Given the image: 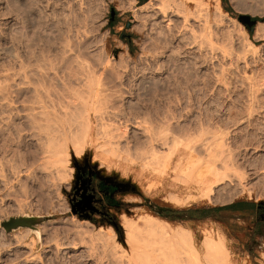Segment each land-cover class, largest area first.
I'll use <instances>...</instances> for the list:
<instances>
[{
    "label": "rangeland",
    "instance_id": "obj_1",
    "mask_svg": "<svg viewBox=\"0 0 264 264\" xmlns=\"http://www.w3.org/2000/svg\"><path fill=\"white\" fill-rule=\"evenodd\" d=\"M137 1L0 0V171L3 170L0 172V264H123V249H111V242L116 241L126 252L130 249L134 256L133 247L125 243L123 217L136 218L140 213L167 224L169 235L172 228L179 227L193 234L197 261V257L185 250L186 254L181 255L183 260L154 255L155 264H220L219 259L217 262V258L205 252L204 240L208 236L224 240L230 252V264L264 263V91L255 98L246 92L248 83H264V41L255 35L258 22L250 37L242 33L246 31L243 23L227 13L224 30L228 33L230 29L234 39L224 37L220 41L223 44L213 46L221 47L220 50L211 49L213 53L208 47L207 50L190 48L192 34H188L187 41L181 40L184 33L180 17L171 15V22L164 21L161 15H155L154 9L145 10L149 0L142 5ZM220 3L235 15L264 16V0H226L225 3L220 0ZM110 6L128 19L127 30L118 27L108 30ZM170 25L175 26L174 30H169ZM160 28L165 36L158 38ZM169 31L180 34L166 36ZM121 32L132 35L130 46L121 39ZM154 37L162 40L157 41L161 44ZM201 39L202 35L198 41ZM225 42H230L233 48ZM247 42L254 45L252 52L245 46ZM244 46L251 53L243 55L247 51ZM237 54L247 60H240ZM212 55L216 57L212 59ZM63 57L71 61L67 63ZM57 68L59 80L45 79L43 71L53 74ZM88 71L97 73L94 77H98L97 81L101 79L99 86L105 90L103 104L108 113L106 116L104 113V121L99 119L104 124L97 122L96 117L95 124L100 123L96 128L99 135L106 129L114 135L112 140L116 142L108 144L112 151L99 148L102 141L101 144L89 142L79 153L70 151L65 170L55 171L54 167L47 170L41 166L32 171L40 161L41 152L36 140L39 128L31 125L29 113H36L39 118V113L44 111L53 113L54 105L56 113L80 111L73 109L78 102L73 96L84 89ZM189 135L194 138L198 135L199 140L195 141L205 142L212 153L232 152L235 159L229 161L233 162L229 166L234 164L238 169L235 173L246 174L243 181L234 179L237 173L231 175H236L234 178L227 176L228 181L213 186L208 201L198 193L197 184L191 183L190 189L189 184L174 180L173 169L180 162L179 155L170 163L171 176L165 180L161 174L163 167L152 165L159 174L147 164L153 150L160 154L172 138L188 140ZM180 147L185 150L183 156H188L184 145ZM200 149L196 154H203L201 157L211 152ZM229 168L225 169L230 173L235 169ZM89 177L95 186L96 207L74 212L71 196L81 180L85 182ZM188 194L192 195L191 200H186ZM170 195H180L184 203L166 200ZM227 209L234 213L221 212ZM21 218L28 223L6 228L5 221ZM214 221L225 224L231 231L225 233ZM236 221L244 225L231 228L230 223ZM138 222L144 225L143 221ZM79 226L88 228L89 232L79 234ZM109 227L117 234L108 239L110 248L95 236V231L107 232ZM131 264L148 262L131 256Z\"/></svg>",
    "mask_w": 264,
    "mask_h": 264
},
{
    "label": "bare ground",
    "instance_id": "obj_2",
    "mask_svg": "<svg viewBox=\"0 0 264 264\" xmlns=\"http://www.w3.org/2000/svg\"><path fill=\"white\" fill-rule=\"evenodd\" d=\"M148 9V10H152L154 9V13L155 15H161V17L163 18L162 20L164 21H170L171 22V15H176L177 18L180 17L181 20L183 21V24H182V31L184 34H182V38L181 40H188L189 39L190 41V44L189 45H192L190 46L191 47H196L197 50L200 49L202 50L203 48H206L208 47V49H216V52L218 50H220L221 47H214L213 46H218V44L222 43L220 42L221 40L226 39V36H228V40L231 38L230 36L233 35V32L230 31V29H227L229 30L228 33L225 31L226 28L224 27V23H225V19L226 17L228 16L227 12L221 7V3H220V0H158V3L155 2V0H149V2L147 3V5L145 6ZM150 10V11H151ZM215 12V14H213ZM153 13V15H154ZM214 15V16H213ZM154 19H156L155 16H153ZM158 18V17H157ZM160 18V17H159ZM179 18V19H180ZM229 18V17H227ZM174 19V18H173ZM161 20V19H160ZM232 20V19H231ZM234 20V19H233ZM174 21V20H173ZM172 21V23H173ZM229 21V20H228ZM236 21V20H235ZM160 22V21H158ZM162 22V21H161ZM160 22V23H161ZM181 22V21H180ZM165 23V22H164ZM182 23V22H181ZM192 23V24H191ZM236 23V22H235ZM234 23V24H235ZM157 24V22H156ZM238 24V23H236ZM155 25V24H154ZM161 25V24H160ZM167 25V23L165 24ZM169 25V23H168ZM240 25V24H239ZM155 27V26H154ZM175 27V26H174ZM173 26L169 27V30H174ZM237 27V26H235ZM156 28H157V25H156ZM155 28V30H156ZM159 28V26H158ZM161 28H163L161 26ZM161 28L159 31H157V37L158 36H163L164 34H161ZM167 28V27H166ZM171 28V29H170ZM225 28V30H224ZM239 28V26L237 27V29ZM154 29V28H153ZM165 29V27H164ZM196 29V30H195ZM232 29V28H231ZM240 29H241V26H240ZM243 29V28H242ZM168 30V29H166ZM179 31V30H178ZM181 31V30H180ZM234 31V30H233ZM238 31H240L238 29ZM242 31V30H241ZM237 32V31H236ZM163 33V32H162ZM164 33H165V30H164ZM172 31L169 33L167 32L166 33V36L167 34H170V35H174L175 34H180L179 32L171 34ZM238 33V32H237ZM240 33V32H239ZM242 33H245L244 35H248L246 34V31L245 32H242ZM192 34L191 36L192 37H189V35ZM235 34V32H234ZM167 38H169V36ZM188 35V36H187ZM201 35H202V39L200 41H198V37L199 39L201 38ZM256 38H260V39H263L264 41V22H258V25L256 27ZM254 35V36H255ZM155 36V35H154ZM165 36V35H164ZM176 36V35H175ZM181 36V35H179ZM178 36V37H179ZM157 37H154L155 39ZM173 37L171 39H173ZM177 37V36H176ZM175 37V38H176ZM189 37V38H187ZM230 37V38H229ZM236 37V36H235ZM160 38V37H158ZM163 38V37H162ZM166 38V39H167ZM174 38V39H175ZM186 38V39H184ZM257 38V39H258ZM164 39V38H163ZM165 39V41H167ZM173 39V40H174ZM177 39V38H176ZM232 39L233 36H232ZM159 40V39H158ZM156 39V42L158 41ZM227 40V41H228ZM231 40V39H230ZM159 41H162V40H159ZM176 41V40H175ZM226 41V40H225ZM232 41V40H231ZM235 41V40H233ZM251 41V39H250ZM219 42V43H217ZM155 43V42H154ZM157 43H160V42H157ZM165 43H168L169 42H165ZM189 43V42H188ZM217 43V44H216ZM226 43V42H225ZM235 44V42H233ZM231 42V44H233ZM161 44V43H160ZM171 44V42H170ZM184 44V43H183ZM223 44V43H222ZM226 44H229V46H232L233 48V45H230V42L229 43H226ZM224 44V45H226ZM187 45V44H186ZM253 44L251 42H247L245 46H249L250 48V51H251V46ZM262 45V44H261ZM260 45V46H261ZM75 46V45H74ZM167 46V45H166ZM169 46V45H168ZM185 46V45H184ZM221 46V45H220ZM223 46V45H222ZM245 46H244V49H245ZM259 45H257L258 47ZM259 46V47H260ZM157 47V46H156ZM224 47V46H223ZM254 48V45L252 46ZM167 48V47H166ZM179 48V47H178ZM169 49V47H168ZM248 48H246L245 50H247ZM75 50V49H74ZM166 50V49H164ZM177 50V49H176ZM199 50V52H200ZM207 50V48L205 49ZM211 50V51H212ZM229 50V49H227ZM171 51V50H169ZM168 53H171L169 52ZM181 51V50H179ZM191 51V50H190ZM194 51V50H193ZM244 52V50H242ZM250 51H246V53H244L243 55L245 54H249L253 51L250 52ZM155 52V51H154ZM161 52V51H160ZM163 52V51H162ZM198 52V51H197ZM198 52V53H199ZM205 52V51H204ZM207 52V51H206ZM205 52V53H206ZM213 52V51H212ZM211 52V54H212ZM69 53V52H68ZM159 53V52H158ZM204 53V54H205ZM214 53V52H213ZM156 54V53H155ZM164 54V53H163ZM177 54V53H176ZM201 54V52L199 53V55ZM241 54V53H240ZM77 55V54H76ZM157 55V54H156ZM172 55V54H171ZM170 55V56H171ZM202 55H203V52H202ZM208 55V54H207ZM207 55L205 57H207ZM215 55V54H214ZM214 55H212V59L215 58L213 57ZM251 55V54H250ZM45 56V55H44ZM63 56H66L65 54ZM161 56V55H160ZM167 56V55H166ZM249 56V55H248ZM71 57V56H70ZM74 57V55H73ZM78 57V56H77ZM76 57V58H77ZM202 57V56H201ZM209 57V56H208ZM209 57V58H211ZM237 57L241 60V59H246L247 57L245 56H240L237 54ZM65 57H63L64 59ZM72 58V57H71ZM79 58V57H78ZM161 58V57H160ZM255 58V56H254ZM67 60V57L65 58ZM70 59V58H69ZM68 59V60H69ZM65 61V62H70L71 59L69 61ZM106 60V59H105ZM247 60V59H246ZM147 61V60H146ZM211 61V60H210ZM239 61V60H238ZM252 61V60H251ZM47 62V61H46ZM78 62H80L78 60ZM83 62V61H82ZM67 63L65 65V63L63 64L64 67L67 66ZM86 63V62H85ZM51 64V63H50ZM82 64V63H80ZM83 65V64H82ZM85 65V64H84ZM110 65V64H109ZM53 66V65H52ZM51 67V66H50ZM54 67V66H53ZM57 67V66H56ZM70 67V66H69ZM83 67V66H82ZM81 65H80V69L82 68ZM85 67V66H84ZM90 67V66H88ZM62 68V67H61ZM60 68V69H61ZM67 68V67H65ZM100 68V67H99ZM126 68V67H125ZM39 69V68H38ZM43 69V68H42ZM48 69V67H47ZM45 69V70H47ZM92 68H90L91 70ZM98 69V68H97ZM25 70V69H24ZM49 70V69H48ZM47 70V71H48ZM62 70V69H61ZM89 70V68H88ZM93 70V69H92ZM91 70V71H92ZM95 70V69H94ZM107 70V69H106ZM45 72L43 71L42 74L44 75L45 79L46 77H50L52 79H58L59 78L57 77V74L58 72L60 71L59 68H57L53 74H51L50 72ZM85 71V68L84 70ZM66 72V71H65ZM94 72V71H93ZM92 73V72H91ZM89 71L87 72L86 77H83L84 79L86 78L85 80V86H84V89H79V90H82L81 93H78V92H73V95L75 93V96H73L75 98V100H78V102L75 104L74 100H73V104H75L76 106L73 108V109H80V113H77V111L75 113L70 112V113H56V108H55V105L52 106V110H54L53 113H39V118L36 117L37 114L36 113H29V117H30V121H31V125L33 127H35L36 129H38V137H36V140H37V144H38V147L40 149V152H41V156L39 158V162H37V165H36V168L32 171H36V169L38 170V167H41L43 169H47V167H54L55 171H60V170H65L67 167H65V165L67 164L68 162V159L70 157V154H71V150L74 151V153H79L82 151V149L85 147L86 144H88L89 142L90 143H97L99 141V143L101 144L103 142V144L99 147H107L105 151L108 152V150H110V145L112 144L113 145V141L112 138H115L114 135L112 134L111 131H108L107 129L105 130V128L103 130H105L104 132L102 131L101 135H99L100 131L98 132L96 130L97 127L100 126V123L102 124V122L105 120L102 119V117L104 118V113H105V106L103 104V100L104 99V92L105 90H103V88H101L99 86L101 79L99 81H97L96 78L94 77V75L96 76V74L98 73V70H97V73L94 74L92 73L91 74ZM51 74V75H50ZM26 75V74H25ZM46 75V76H45ZM5 76V75H4ZM42 76V75H41ZM59 76V75H58ZM98 76V75H97ZM101 76V75H100ZM82 78V79H83ZM68 79V78H67ZM84 82V81H83ZM32 83V82H31ZM27 84V83H26ZM103 84V83H102ZM248 85V88H247V93L249 95V97L251 98H255V97H258L259 94H262V92L264 91V83H258V82H250L247 84ZM81 86V85H80ZM41 88V87H40ZM67 88V87H66ZM71 90V89H70ZM107 90V89H106ZM32 91V90H31ZM72 91V90H71ZM62 92V91H61ZM80 92V91H79ZM103 93V94H102ZM264 93V92H263ZM72 94V93H71ZM107 94V93H106ZM247 95V96H248ZM71 96V95H70ZM106 97V96H105ZM248 97V98H249ZM72 98V97H71ZM41 99V98H40ZM43 99V98H42ZM69 99V98H68ZM115 100V99H114ZM250 100V99H249ZM253 100V99H252ZM257 100V99H256ZM109 101V100H108ZM105 102V101H104ZM107 102V101H106ZM67 103V102H66ZM69 104V103H68ZM47 105V104H46ZM44 105V106H46ZM53 105V104H52ZM72 105V104H71ZM37 107V106H36ZM48 107V106H46ZM45 107V108H46ZM60 107V106H59ZM107 107V106H106ZM214 107V106H213ZM50 108V107H49ZM68 108V107H67ZM66 108V110H68ZM70 108V107H69ZM72 108V107H71ZM109 108V107H108ZM48 109V108H46ZM58 109V108H57ZM252 109V108H251ZM72 110V109H71ZM250 110V109H249ZM40 111V110H39ZM47 111V110H46ZM50 111V110H49ZM64 111V110H63ZM70 111V110H69ZM75 111V110H74ZM108 113V112H107ZM105 113V116L106 114ZM27 115V114H26ZM41 116V117H40ZM111 116V115H110ZM251 116V115H250ZM253 116V115H252ZM95 117L98 118L97 122L100 121L99 119L101 118L103 121H100L99 123V126H96V122H95ZM168 117V116H167ZM38 118V119H37ZM222 118V117H221ZM244 119V118H242ZM246 119V118H245ZM29 120V119H28ZM241 120V119H240ZM238 121V120H237ZM96 123V124H95ZM136 123V122H135ZM169 123V122H168ZM104 124V122H103ZM111 125V124H110ZM105 126V125H104ZM121 126V125H120ZM161 126V125H159ZM163 126V125H162ZM170 126V125H169ZM32 127V128H33ZM108 127V126H107ZM110 128V127H109ZM118 128V127H117ZM143 128V127H142ZM168 128V127H167ZM171 128V126H170ZM169 129V128H168ZM172 129V128H171ZM169 129V130H171ZM200 129V128H199ZM244 129V128H243ZM34 130V129H32ZM110 130V129H109ZM115 130V129H114ZM188 130V129H187ZM36 131V130H34ZM168 131V130H167ZM115 132V131H114ZM163 132V130H162ZM166 132V130H165ZM195 132V131H194ZM202 132V130H201ZM200 132V133H201ZM116 133V132H115ZM34 135V134H33ZM23 136V135H21ZM27 136V134H26ZM30 136V134H29ZM35 136V135H34ZM33 136V137H34ZM196 136V135H195ZM198 136V135H197ZM195 137L194 138V135H189L188 137V140H184L183 138L180 139V138H172V142L170 145L167 146V149L164 150V151H161L160 154H157V151L153 150L152 153H151V160L150 162L147 161V164L149 166L152 167V165H154L155 167H163L164 168V171H161L162 173V176H163V179H167L168 176L170 175L171 176V171L169 168H171L172 166L170 165V163L172 164V162L175 160L174 158L179 155V161L180 162H176L177 165L176 167L173 169V172H174V180L176 179V181H179L180 183H185V184H189V188H190V184L193 183V184H197L195 186H198V190L201 195V197L205 198V199H208L209 201V198L211 196V194H213V186L217 183H222L224 181H226L227 179V176L231 177V175L233 174H236L238 176V173L239 172H236V167H233V165H231V167L235 168H231L229 165V163H233V162H229V161H234L235 158H233L231 155V153H227V154H224V153H221L218 154L217 153H212V151L210 150L209 146H207V144L205 142H196L198 141L197 138L198 137ZM201 136V135H200ZM247 138V137H246ZM254 138V137H253ZM153 140V139H152ZM196 140V141H195ZM102 141V142H100ZM116 141H114L115 143ZM118 142V141H117ZM164 143H166V141H164ZM198 143V145L196 144ZM208 143V142H207ZM220 143V142H219ZM110 144V145H108ZM163 144V143H162ZM249 144V143H248ZM99 145V144H98ZM118 145V144H117ZM117 145L115 147H117ZM140 145V144H139ZM184 145V147L186 148L187 150V153H188V156H183V153L185 150L182 151L181 147ZM218 145V144H217ZM109 146V147H108ZM200 146V147H199ZM245 146V145H244ZM252 146V145H251ZM95 147V146H94ZM97 147V146H96ZM112 147V146H111ZM114 147V146H113ZM203 148L204 150H209L211 152H208L209 154L205 155V157H201L202 155H198L196 154V152H198V148L199 150H201L200 148ZM216 147V146H215ZM220 147V146H219ZM164 148V146H163ZM223 148V147H222ZM102 149V148H101ZM105 149V148H104ZM202 149V150H203ZM103 150V149H102ZM144 150V149H143ZM159 150V149H158ZM112 150H110L111 152ZM216 151V150H215ZM221 151V149H220ZM225 151V150H224ZM223 151V152H224ZM241 151V150H240ZM160 152V151H159ZM158 152V153H159ZM200 152V151H199ZM198 152V153H199ZM202 152V151H201ZM84 153V152H83ZM109 153V152H108ZM212 153V154H211ZM111 154V153H110ZM128 154V153H127ZM126 154V155H127ZM146 155V154H145ZM248 155V154H247ZM24 157V156H23ZM126 158V157H125ZM129 158V157H128ZM238 158V157H237ZM237 160V159H236ZM217 161L219 162V165L217 163ZM5 162V161H4ZM238 162V161H237ZM2 163V162H0ZM244 162H241L240 164H242ZM9 164V163H8ZM12 164V163H11ZM102 164V163H101ZM240 164L237 163L238 165V168L240 166ZM245 164V163H244ZM141 165V164H140ZM226 167H225V166ZM236 165V164H235ZM5 166V165H4ZM3 166V167H4ZM30 166V165H29ZM153 166V167H154ZM223 166V168H222ZM72 167V166H71ZM152 167V168H153ZM231 169H230V168ZM2 168V167H1ZM49 168V169H50ZM173 168V167H172ZM225 168H229L231 171V173L234 171V173H230V171H226ZM3 169V168H2ZM13 169V168H12ZM52 169V168H51ZM69 169V168H68ZM71 169V168H70ZM155 171L156 168H153ZM152 169V170H153ZM225 169V170H223ZM15 170V169H14ZM12 170V171H14ZM48 170V169H47ZM153 170V171H154ZM162 170V169H160ZM172 170V169H171ZM226 171V174L223 172V171ZM238 170V169H237ZM244 171V170H243ZM242 171V172H243ZM0 172H3V170H1ZM53 172V171H52ZM158 172V171H157ZM230 175H227L228 173ZM241 172V173H242ZM16 173V172H15ZM28 173V172H27ZM57 173H60V172H57ZM159 173V172H158ZM5 174V172L3 173ZM160 174V173H159ZM240 174V173H239ZM234 175V176H236ZM246 175V174H245ZM244 173L243 174H240L237 178V176L234 178V176H232L235 180L237 179L241 181V179H243L245 177ZM4 176V175H3ZM2 176V177H3ZM161 177V176H160ZM229 180H234V179H231L229 178ZM249 178V177H248ZM173 179V178H172ZM171 180V179H169ZM246 180V179H245ZM5 181V180H4ZM228 181V180H227ZM169 182V181H168ZM178 182V183H179ZM239 182V181H238ZM229 183V182H228ZM170 184V183H169ZM171 184L175 185V182H173V180H171ZM184 184V185H185ZM233 185V184H232ZM186 186V185H185ZM238 186V185H237ZM236 186V187H237ZM192 187V186H191ZM215 187V186H214ZM240 187L242 188L243 185ZM246 186H244L245 188ZM194 188V186H193ZM230 188V187H229ZM192 189V188H190ZM195 189V188H194ZM247 189V188H246ZM242 190V189H241ZM187 191V190H186ZM244 191V190H242ZM249 191V190H248ZM192 192V190H191ZM250 193V192H249ZM190 194H193V193H190ZM190 194H188L189 196L186 197V200L187 198H189L191 200V196ZM199 195V197H200ZM187 196V195H186ZM198 196V195H197ZM191 197V198H190ZM194 198V196H193ZM129 199V198H127ZM166 200H169L170 202H173V203H184V198L181 197L180 195H170L168 197L165 198ZM211 199V198H210ZM195 200V198L193 199ZM124 214V213H123ZM124 216V215H123ZM122 216V217H123ZM154 216L151 217V215L147 214V213H140L138 214V216L135 218H129V217H126L124 216L123 217V222H124V225H125V234H126V242L128 246H132L133 247V250H132V253H134V256L133 254L130 253V249L129 250V254L125 251L127 250L126 248L122 247L121 245H118L116 243V241L114 242H111V249H117V247H121L120 250L123 249L124 251V258L122 259V262L123 264H131V256L132 257H135L136 260H142V261H145V262H148V264H155L154 262V255H157V257H165L168 258V259H177V260H180L183 256V253L185 252V250L187 252H190L191 255H193L194 257H197L196 258V261L198 259V252L196 250V247H195V244H194V238H193V234L190 233V232H185L184 230H182V228H172V234L169 235V232L168 231V227L167 224L166 226L161 224V221L160 223L157 222L159 221L157 219L156 221V218H153ZM140 221H143L144 222V225L141 223V222H138L139 220ZM74 223V222H73ZM88 223V222H87ZM70 227V226H69ZM73 227V226H72ZM74 228V227H73ZM79 228H81L79 226ZM31 230V228H29ZM28 229V230H29ZM70 229V228H69ZM68 229V230H69ZM72 229V228H71ZM109 230L106 232H104L102 229H99L97 230V232L95 231V236L98 238V240L100 239L101 243L104 244V245H108V239L110 238H113L114 235L116 233H114L113 229L112 228H108ZM27 230V229H26ZM33 230V229H32ZM73 230V229H72ZM71 230V231H72ZM77 230V229H76ZM80 230L79 234L80 233H86V231H88V228H81V229H78ZM78 230H77V233H78ZM92 230V229H91ZM90 230V233H92ZM34 231V230H33ZM35 232V231H34ZM76 232V231H75ZM89 232V231H88ZM87 232V234H88ZM29 233V232H28ZM36 233V232H35ZM89 233V234H90ZM94 233V232H93ZM85 235V234H84ZM91 235V234H90ZM117 235V234H116ZM39 236V234H38ZM83 236V235H82ZM214 236V235H213ZM15 237V236H14ZM92 237V235H91ZM18 238V237H17ZM32 240L31 242L34 244L35 242V239L34 237L32 236L31 237ZM96 238V239H97ZM83 239V238H82ZM224 239V238H223ZM85 240V239H84ZM91 240V239H90ZM94 240V239H93ZM83 241V240H82ZM89 241V240H88ZM204 247L207 249L205 250V252L207 251L209 253V256H213V258H217V262H218V259L220 260L219 263L220 264H230V252L227 250L226 248V245H225V242L224 240H214L212 237L208 236L206 237V239L204 240ZM74 242V241H73ZM84 242V241H83ZM51 243V242H50ZM31 246V245H30ZM32 247V246H31ZM30 247V248H31ZM109 247V245H108ZM110 248V247H109ZM118 250V249H117ZM110 251V250H109ZM114 251V252H115ZM111 252V251H110ZM126 252V253H125ZM207 253V254H208ZM123 254V252H122ZM186 254V252H185ZM182 255V256H181ZM206 255V254H205ZM263 255V254H262ZM190 256V255H189ZM181 257V258H180ZM207 257V256H206ZM208 258V257H207ZM212 258V259H213ZM214 258V259H215ZM185 259V258H184ZM195 259V258H194ZM183 260V258H182ZM207 260V259H206ZM210 260V259H209ZM208 262V261H207ZM198 264V263H197ZM200 264V262H199ZM206 264V263H204ZM208 264V263H207Z\"/></svg>",
    "mask_w": 264,
    "mask_h": 264
},
{
    "label": "flooded vegetation",
    "instance_id": "obj_3",
    "mask_svg": "<svg viewBox=\"0 0 264 264\" xmlns=\"http://www.w3.org/2000/svg\"><path fill=\"white\" fill-rule=\"evenodd\" d=\"M252 19V17H251ZM84 172H82L81 177H83ZM80 179H78V182ZM95 199H97L95 186L93 183V180L91 177H89L87 180L82 179L80 186L77 188V190H74L73 195L71 196V205L73 209L75 210H81V209H91L95 208Z\"/></svg>",
    "mask_w": 264,
    "mask_h": 264
},
{
    "label": "trees",
    "instance_id": "obj_4",
    "mask_svg": "<svg viewBox=\"0 0 264 264\" xmlns=\"http://www.w3.org/2000/svg\"><path fill=\"white\" fill-rule=\"evenodd\" d=\"M146 1H147V0H138L137 2H138V5H142V4H144ZM222 2L225 3L226 0H222ZM222 7H223V9H224L227 13H229V15H230L231 17H237V15H235V14L231 11V9H230L229 7H227L226 5H223ZM111 8H114V7H113V6H110V9H111ZM114 9H115V8H114ZM118 13H119V12H118L117 10H115V13H114V16H113L112 19H111L110 14H109V17H108V23H107L108 27L114 26V25L116 24V21H117L116 19H117V17H118ZM252 19H254L256 22H255V24L252 25L251 27H248L247 25L243 24L244 27H245V29H246V31L248 32V34H249L250 37H251L252 34H253L254 27H255L256 23H257V22H264V16H262V17L254 16V17H252ZM126 27L129 28V27H130V24L127 23ZM121 34H123V32H121ZM120 36H121V35H120ZM131 38H132V35H131V34H125L123 37H121L122 40H125L126 42L129 43V46H130L131 43H132V42H131ZM130 51H132V49H130ZM70 203H71V201H70ZM72 209H73V208H72ZM73 211L79 213V210H75V209H73ZM261 264H264V263H261Z\"/></svg>",
    "mask_w": 264,
    "mask_h": 264
},
{
    "label": "water",
    "instance_id": "obj_5",
    "mask_svg": "<svg viewBox=\"0 0 264 264\" xmlns=\"http://www.w3.org/2000/svg\"><path fill=\"white\" fill-rule=\"evenodd\" d=\"M114 13H115V9L114 8H111L110 9V17L111 19L113 18L114 16ZM251 15L249 14H246V13H240L237 15V19L247 25L248 27H251L252 25L255 24V20L254 19H251ZM125 34H121V37H123ZM117 50L115 49V52ZM72 206V205H71ZM73 208V207H72ZM6 224V228L7 229H10V228H13V227H17L19 225H24V224H27L28 222L24 219V218H21V219H13V220H8V221H5L4 222Z\"/></svg>",
    "mask_w": 264,
    "mask_h": 264
},
{
    "label": "crops",
    "instance_id": "obj_6",
    "mask_svg": "<svg viewBox=\"0 0 264 264\" xmlns=\"http://www.w3.org/2000/svg\"><path fill=\"white\" fill-rule=\"evenodd\" d=\"M117 21H116V24L114 25V26H111V27H108V30L109 31H114V29L116 28V27H118V28H120V29H123L124 28V30H127V27H126V25H127V18H125V17H123V16H119V14H118V17H117V19H116ZM248 36H249V34H248ZM221 212H224V213H230V212H232V211H230V209L228 210H221ZM232 213H234V212H232ZM215 222V221H214ZM218 226H220V227H222V229L224 230V232L225 233H228V232H230L231 231V229H229V227H227L225 224H223V223H221V222H215ZM241 225H244V223H242V222H239V221H236L235 223H230V227L231 228H234V229H239V228H241Z\"/></svg>",
    "mask_w": 264,
    "mask_h": 264
}]
</instances>
